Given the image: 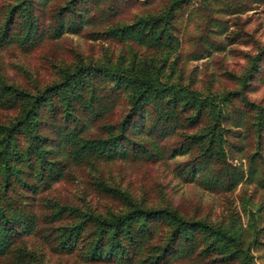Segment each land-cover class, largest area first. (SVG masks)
<instances>
[{
	"label": "trees",
	"instance_id": "obj_1",
	"mask_svg": "<svg viewBox=\"0 0 264 264\" xmlns=\"http://www.w3.org/2000/svg\"><path fill=\"white\" fill-rule=\"evenodd\" d=\"M254 1L0 0V264H44L27 247L32 236L55 264H255L264 253V98L248 91L264 79V44L239 72L199 76L194 64L238 40L222 35L228 16ZM68 33L106 41L104 56L78 53L43 84L6 71L3 51L29 54ZM118 160L172 166L224 195L221 215L108 184L99 166ZM76 168L98 172L82 187L95 206L49 196ZM238 187L244 217L230 196Z\"/></svg>",
	"mask_w": 264,
	"mask_h": 264
},
{
	"label": "rangeland",
	"instance_id": "obj_2",
	"mask_svg": "<svg viewBox=\"0 0 264 264\" xmlns=\"http://www.w3.org/2000/svg\"><path fill=\"white\" fill-rule=\"evenodd\" d=\"M227 23L228 27L222 35L226 36V34L237 32L239 34L238 40L227 45L223 51L217 53L215 58L204 57L195 61L194 64L198 66L199 76H205L208 72L217 76L222 70L234 72L242 70L247 61V54H252L256 51L257 46L264 44V0L254 1L252 6L243 13L228 16ZM107 45L104 40L87 39L81 35L68 33L60 40L45 42L32 53L24 54L17 50L8 49L2 52V57L6 71L13 74L17 80L29 82L35 78L38 83L43 84L54 80L58 74V67L63 62L74 59L76 54L80 53L85 58H101L104 56V47ZM223 78V83L230 84L224 76ZM248 95L254 99L264 98V79L261 77L255 79ZM4 113V110L0 109V118L4 116ZM99 167L104 181L110 185H119L134 196L144 195L149 200H152V197L159 198L154 202L160 203L162 196L167 194L173 197V203H179L184 208L191 209L194 205L199 204L202 210L201 214L208 213L214 219L221 215L224 195L206 190L198 184L187 182L183 178L175 176L170 165L166 168L118 160L113 163L104 162ZM73 171L74 176L69 177L67 181L54 184V187L49 191V196H59L62 199L69 195L71 200L76 202L88 201L87 190L82 189L83 182L91 180V176L97 178L98 172L92 171L93 174L89 175L84 171V168H76ZM238 190L239 187L230 196L234 198V203L238 205L241 213L240 201L237 196ZM79 196L81 198H77ZM89 201L90 205H96L94 201ZM101 205L96 207L102 209ZM242 216L244 217V214ZM27 247L33 249L38 255L42 254L40 257L44 260V264L50 262L55 264V256L51 255L49 249L34 236L28 239ZM259 251H255L257 255L254 258L255 264H264V253L262 251L259 253ZM5 262L6 264H23L15 263L11 257L6 258ZM171 264L205 263L188 259L174 261Z\"/></svg>",
	"mask_w": 264,
	"mask_h": 264
}]
</instances>
